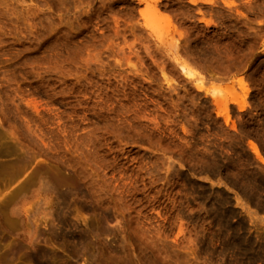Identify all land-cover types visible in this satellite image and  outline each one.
<instances>
[{
    "label": "rangeland",
    "instance_id": "rangeland-1",
    "mask_svg": "<svg viewBox=\"0 0 264 264\" xmlns=\"http://www.w3.org/2000/svg\"><path fill=\"white\" fill-rule=\"evenodd\" d=\"M195 1L0 0V264H264V0Z\"/></svg>",
    "mask_w": 264,
    "mask_h": 264
},
{
    "label": "bare ground",
    "instance_id": "bare-ground-1",
    "mask_svg": "<svg viewBox=\"0 0 264 264\" xmlns=\"http://www.w3.org/2000/svg\"><path fill=\"white\" fill-rule=\"evenodd\" d=\"M190 2L193 3V4L197 3V1H195V0H190ZM202 2L212 3V0H203ZM181 70L183 72H187L185 67H182ZM220 115L225 119L226 123L229 124L230 118H229L228 114L227 113H223V114H220ZM250 147H251L253 153L255 154V156L258 158V160H260V162L264 164V158L262 157V155L260 153V150L256 146V144L250 143ZM59 183H60V181H58V182L51 181V184H52L51 186L53 187L52 189L53 190L57 189L58 186L61 184V183L60 184ZM53 190H51L52 193H54ZM71 195H72L71 192H65L63 194H59L58 197H59V199H61V201L65 202L71 197ZM33 259H35L39 264H43L42 260L40 259L39 256L35 255V256H33Z\"/></svg>",
    "mask_w": 264,
    "mask_h": 264
}]
</instances>
